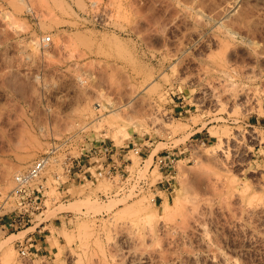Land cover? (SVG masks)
Listing matches in <instances>:
<instances>
[{"label": "rangeland", "instance_id": "1", "mask_svg": "<svg viewBox=\"0 0 264 264\" xmlns=\"http://www.w3.org/2000/svg\"><path fill=\"white\" fill-rule=\"evenodd\" d=\"M105 144L127 181L65 175ZM0 264H264V0H0Z\"/></svg>", "mask_w": 264, "mask_h": 264}, {"label": "built area", "instance_id": "2", "mask_svg": "<svg viewBox=\"0 0 264 264\" xmlns=\"http://www.w3.org/2000/svg\"><path fill=\"white\" fill-rule=\"evenodd\" d=\"M44 42L50 43L52 38L46 37ZM130 152L141 156V150L138 148L126 151L121 149L119 151L115 147L108 144L102 145L99 148L83 152L81 156L71 158L65 162V175L70 176L73 173H86L91 169L95 170L97 177H121L123 181L129 178L130 167ZM178 158L172 153H162L154 157V167L158 168L164 178L169 176V173L175 167ZM52 156L50 153L40 156L24 173H21L15 178V187L11 193V198L18 201L19 207L15 210V216L19 219L13 227H25L32 222L33 218L43 209V200L46 197V187L41 184V178L47 167L50 165ZM57 180L61 177L57 176ZM123 182V183H124ZM134 184L137 182V187L134 189L133 197L140 195L144 190H154L155 187L149 184V180L139 179L133 180ZM163 179L158 184L165 186ZM155 200V198L153 199ZM26 256L27 252H23Z\"/></svg>", "mask_w": 264, "mask_h": 264}]
</instances>
